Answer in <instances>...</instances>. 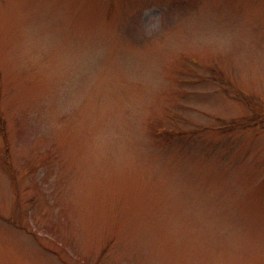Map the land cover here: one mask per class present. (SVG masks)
<instances>
[{"label":"rangeland","instance_id":"obj_1","mask_svg":"<svg viewBox=\"0 0 264 264\" xmlns=\"http://www.w3.org/2000/svg\"><path fill=\"white\" fill-rule=\"evenodd\" d=\"M263 118L264 0H0V264H264Z\"/></svg>","mask_w":264,"mask_h":264}]
</instances>
